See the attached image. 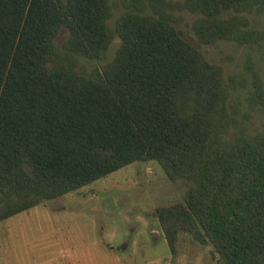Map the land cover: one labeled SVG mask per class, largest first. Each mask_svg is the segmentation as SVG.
<instances>
[{
	"label": "trees",
	"instance_id": "obj_1",
	"mask_svg": "<svg viewBox=\"0 0 264 264\" xmlns=\"http://www.w3.org/2000/svg\"><path fill=\"white\" fill-rule=\"evenodd\" d=\"M166 3L127 0L112 29L110 0H0V220L153 159L187 185L155 209L171 250L184 230L223 264H264V131L224 137L221 74ZM182 3L200 13L204 42L251 41L243 12L264 14V0ZM115 34L102 69L75 67L79 56L104 58Z\"/></svg>",
	"mask_w": 264,
	"mask_h": 264
},
{
	"label": "rangeland",
	"instance_id": "obj_2",
	"mask_svg": "<svg viewBox=\"0 0 264 264\" xmlns=\"http://www.w3.org/2000/svg\"><path fill=\"white\" fill-rule=\"evenodd\" d=\"M110 3L113 29L127 0ZM163 11L221 74L229 115L224 137L230 141L264 131V14L243 12L251 41L204 42L195 30L199 12L182 0H167ZM146 12L153 10L147 6ZM67 36L62 27L55 45L61 48ZM118 42L115 34L104 58L79 56L75 67L102 69ZM186 187L171 180L156 160L133 161L0 220V264H223L208 240L187 231L178 232L174 250L168 245L155 209L182 200Z\"/></svg>",
	"mask_w": 264,
	"mask_h": 264
}]
</instances>
